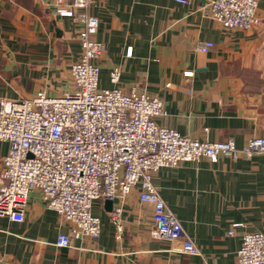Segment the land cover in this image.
Returning a JSON list of instances; mask_svg holds the SVG:
<instances>
[{"label":"crops","instance_id":"obj_1","mask_svg":"<svg viewBox=\"0 0 264 264\" xmlns=\"http://www.w3.org/2000/svg\"><path fill=\"white\" fill-rule=\"evenodd\" d=\"M256 1L261 25L227 30L206 16L209 0H93L94 39L104 46L100 88L128 93L135 87L162 99L165 116L157 123L182 136L231 140L237 148L264 138V0ZM80 27L56 15L47 0H0V98L66 90L80 53ZM203 42L213 44L207 53L196 51ZM114 69L116 84L109 79ZM7 150L0 142V171ZM152 183L199 255L180 253L181 240L151 237V209L139 202L137 189L110 210L106 200L93 202L97 239H72L69 248H58V235L70 225L31 191L21 223L0 217V264H237L242 233L264 228V155L161 168ZM118 208L120 231L111 219ZM235 223L242 226L229 236Z\"/></svg>","mask_w":264,"mask_h":264},{"label":"built area","instance_id":"obj_2","mask_svg":"<svg viewBox=\"0 0 264 264\" xmlns=\"http://www.w3.org/2000/svg\"><path fill=\"white\" fill-rule=\"evenodd\" d=\"M60 17L81 25L80 53L70 68L68 88L50 97L43 91L23 100L0 98V142L7 143L1 160L0 217L23 221L28 194L38 191L47 209L67 223L59 234L58 248H69L72 239L95 240L100 220L92 215L94 201L121 205L133 189L139 202L151 209L152 238L181 240L180 253L197 256L196 245L183 235L180 221L168 210L152 176L161 168L224 157L236 163L264 155V138L252 137L241 147L233 141L206 142L182 136L160 126L165 116L162 99L132 87L101 89L98 60L104 46L94 36L98 20L88 13L93 0H47ZM185 5L187 0H173ZM206 16L222 29L249 30L261 25L256 0H209ZM213 44L199 43L196 51L207 53ZM126 56H131V49ZM120 72L109 74L112 84ZM112 221L118 226V213ZM242 225L232 224L229 236ZM237 264H264V228L243 232L236 253Z\"/></svg>","mask_w":264,"mask_h":264},{"label":"water","instance_id":"obj_3","mask_svg":"<svg viewBox=\"0 0 264 264\" xmlns=\"http://www.w3.org/2000/svg\"><path fill=\"white\" fill-rule=\"evenodd\" d=\"M106 206H107V209L110 210V208L112 206V202L106 201Z\"/></svg>","mask_w":264,"mask_h":264}]
</instances>
